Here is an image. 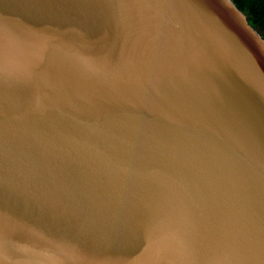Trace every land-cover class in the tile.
<instances>
[{"label":"water","instance_id":"water-1","mask_svg":"<svg viewBox=\"0 0 264 264\" xmlns=\"http://www.w3.org/2000/svg\"><path fill=\"white\" fill-rule=\"evenodd\" d=\"M0 264H264V39L232 0H0Z\"/></svg>","mask_w":264,"mask_h":264},{"label":"trees","instance_id":"trees-1","mask_svg":"<svg viewBox=\"0 0 264 264\" xmlns=\"http://www.w3.org/2000/svg\"><path fill=\"white\" fill-rule=\"evenodd\" d=\"M264 39V0H232Z\"/></svg>","mask_w":264,"mask_h":264}]
</instances>
